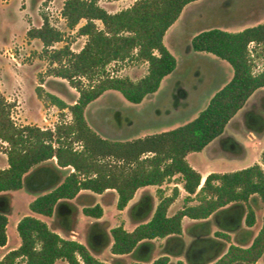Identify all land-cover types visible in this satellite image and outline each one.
Segmentation results:
<instances>
[{
  "label": "trees",
  "instance_id": "trees-1",
  "mask_svg": "<svg viewBox=\"0 0 264 264\" xmlns=\"http://www.w3.org/2000/svg\"><path fill=\"white\" fill-rule=\"evenodd\" d=\"M197 1L135 0L125 9L109 12L97 0H65L61 15L67 27L74 29L85 20L77 33L87 39L76 52L68 44L51 48L62 41L63 33L45 15L40 26L27 30V37L41 41L43 53L56 64L52 74L66 79L78 96L69 104L55 94H48L53 105L60 110L68 109L71 114V121L51 129L17 124L12 116L14 102L0 91V146L8 164L0 169V246L7 241L12 193L22 187L36 195L29 203V210L43 217L54 216V223L66 232L74 229L80 206L85 216L97 220L86 225V243H82L60 236L38 217L25 215L17 223L20 244L3 256L1 264H54L56 260L67 264H126L124 255L133 259L130 264H173L170 255H179L185 247L184 217L195 220L193 228L204 226L210 222L209 218L218 215L232 222L243 219L249 227L256 223V206L260 203L264 206V170L260 164L210 172L199 187L201 175L189 164L187 155L206 147L210 149L216 140L224 139V146L229 142L233 144L231 147L238 145L237 141H231H235L234 137L227 136V127L258 135L264 131V67L254 72L252 58L253 52L264 56V21L238 31L211 25L194 33L192 50L227 62L232 75L214 91L206 107L187 123L120 140L104 136L86 118L88 113L94 124L99 119L95 117L96 110L100 108L106 111L105 119L109 122L117 118L118 127L133 122L118 112L113 116V95L107 93L118 91L127 101L140 103L158 91L166 76L176 73L177 61L165 45L164 36L183 9ZM126 59L146 62V74L133 81L106 72L110 63ZM102 96H105L104 106L91 114L88 107ZM255 96H259V101L251 102V108H244ZM256 105L260 113L253 112ZM239 112L243 128L234 126ZM261 160L264 163V149ZM177 175L187 193L186 200L194 204L169 214L178 188L165 196L160 187ZM147 186L159 187V202L154 207L152 195L146 192L130 205L128 212L136 224L134 229L126 230L122 225L108 229L106 221L98 220L103 208L95 201L96 194L105 195L107 190H113L116 207L122 210L139 188ZM214 235L230 243L227 233L216 231ZM158 238L166 240L163 254L152 258L153 241ZM108 247L113 255L111 262L98 257ZM187 247L191 263L205 261L204 256L199 257L195 241ZM263 253L264 213L261 226L248 246L230 244L209 264L236 261L262 264L257 261ZM207 256V259L213 257L211 253ZM174 264L185 262L177 260Z\"/></svg>",
  "mask_w": 264,
  "mask_h": 264
},
{
  "label": "rangeland",
  "instance_id": "rangeland-1",
  "mask_svg": "<svg viewBox=\"0 0 264 264\" xmlns=\"http://www.w3.org/2000/svg\"><path fill=\"white\" fill-rule=\"evenodd\" d=\"M64 1L0 0V91L8 100L14 102L12 116L17 124H31L54 129L56 124L71 121L69 110H60L53 105L48 94H55L70 104L77 98L78 92L70 86L66 79L52 74L51 70L56 64H52L48 56L43 53L41 41L29 39L26 35L30 27L42 24V16L45 15L49 22L63 33L62 41L54 43L51 48L57 49L68 44L71 50L79 51L87 37L79 35L77 30L85 20L82 19L74 29L68 28L61 15ZM134 1L97 0L98 4L109 12L125 9L131 6ZM208 1L199 0L187 5L166 32L164 43L176 58L178 65L176 73L173 76H167L158 91L153 96L144 98L140 103L127 101L118 91L108 92L107 95H113L111 103L113 116H116L118 112L123 118L129 117L133 121L122 127H118L116 124L115 119L117 118L113 119V122L105 119L106 111L99 108L104 106L105 96L100 97L87 109L93 114V111L99 108L95 115L96 118L99 116V119L95 118L96 122L93 124L88 113L86 114L87 120L97 128L96 130L103 132L104 136L120 140L143 137L181 126L194 119L206 107L214 91L231 77L232 68L227 62L213 58L207 53L194 52L191 48V38L194 33L211 25H219L229 31H238L264 21V0ZM97 24L102 26L100 21H97ZM250 48L253 49L252 46ZM252 58L254 72L261 71L264 67V56L253 52ZM147 65L146 62L126 59L110 63L106 67V72L111 76L128 77L136 81L146 74ZM258 97L251 98L244 108H251L250 103L258 102ZM253 112L260 113L258 105ZM240 117L241 113L239 112L237 114L238 121L234 126L238 125L243 128ZM241 130H237L233 126L226 128L227 136H234L235 141H231L239 143L235 144V148L231 147L233 144L230 142L226 143V146H220L216 140L212 144L211 153L206 149L192 152L188 155V162L201 172L208 169L215 172H227L256 163L260 164L264 170V163L261 160L264 131L258 135L251 131ZM234 132L240 133L234 134ZM226 141L228 142V139ZM240 144L242 145L241 151H238L236 147ZM75 147L80 146L75 144ZM3 153L4 150L0 146V167L7 162ZM179 180L180 177L177 175L160 187L165 196L172 195L174 188H178V195L169 207V214L185 205L194 204V201L186 200L187 193ZM158 188V186L139 188L133 199L122 210L116 207L117 199L113 190H107L105 195L96 194V201L102 202L104 208L100 219L106 221L108 229L122 225L126 230L131 231L136 224L129 216L130 205L147 192L152 195L155 207L159 202ZM24 196H30L26 187L17 190L13 197V210L9 215L8 226L10 235L17 232L15 228L13 229L14 220L20 217L25 210H28ZM263 213L264 206L260 203L258 207L256 206V223L253 232L260 227ZM92 219H86L82 211L78 212L77 226L82 231H80L81 239L79 238L81 241H84L85 222ZM189 219L184 217L183 221L186 222ZM71 237L77 238L76 235ZM184 237L187 242L190 240L187 234H184ZM229 237L231 238V235ZM165 241L164 238L153 241L152 258L163 254ZM98 257L111 262L113 255L110 252V247ZM123 258L126 264L133 261L129 255H124ZM180 259L185 260L183 256H170V261L173 264ZM57 264L67 263L60 260Z\"/></svg>",
  "mask_w": 264,
  "mask_h": 264
},
{
  "label": "crops",
  "instance_id": "crops-1",
  "mask_svg": "<svg viewBox=\"0 0 264 264\" xmlns=\"http://www.w3.org/2000/svg\"><path fill=\"white\" fill-rule=\"evenodd\" d=\"M165 37H166V33H165L164 39H165ZM164 79L162 80L161 84L163 83ZM262 90L264 91V86L262 87ZM41 128H43V127H41ZM238 130H240V129H238ZM238 133H240V132H236V133L234 132V134H238ZM251 133H253V132H251ZM241 134H242V132H241ZM232 137H234V136H232ZM209 147H210V145H209ZM263 148H264V146H263ZM205 149L207 151H210V153H211L212 146H211L210 149L208 147H206L203 150H205ZM262 149H261V151H262ZM3 154H5V153H3ZM188 155H187V161H188ZM5 156H6V154H5ZM6 160H7V157H6ZM53 161L55 162V159ZM7 166H8V164L6 162V164H4L3 166H1L0 169L6 168ZM194 169H196V168H194ZM197 171L201 175V181H200V185H199V187H200L202 185V183H203L206 175L208 173H210V172H213V171L211 169H208V170H206L204 172H201L199 170H197ZM221 172H223V171H221ZM16 191H14L12 193V196H11V212L7 215L8 222H7V225H6L7 241H6L5 245L0 246V262H1L2 258H3V256L7 252H9L12 249L17 248L19 246V244H20V238H19L18 232H13V235H10L9 232H8L9 215L12 213V210H13L12 201H13V197H14ZM29 194H30V196H24L25 202H26V204L28 206V210H25L20 215V217H17L14 220L13 229L15 228L16 231H17V223H18V221H19L20 218H22L25 215H33L35 217H38V218L44 220L60 236H62L64 238H71V239H73L71 236L76 235L77 238L75 240H78V241H80L82 243H86V238H85V228H86V225L88 223H91V222L97 220V219L93 218L92 220H89V221H86L85 222L84 231H83V240L84 241H81L80 239H81V232L82 231H81V229L78 228L77 223L75 224V227H74L73 230H71L69 232H66V231H64V229L62 227H60L59 225H56L54 223V216H52V217H43V216H41L39 214L32 213L29 210V203H30V201L34 197H36V195L33 194V193H31V192H29ZM99 195H102V194H99ZM95 201H96V199H95ZM99 204L103 208L102 202H100ZM81 209H82V207L80 206L79 207V212L82 211ZM85 217H86V219L87 218H91V217H87V216H85ZM47 218L48 219L50 218L51 220H48ZM209 219H211L210 222H208L207 224L205 223L204 226L196 227V228H193L192 227L193 226V223L195 222V220L189 219L188 220L189 222L188 221L184 222L182 220V225H183L182 232H183V239L185 241V247H184L183 251L179 255H170V256H174V257H181V256H183V258H185V260L184 261L182 260V261L185 262V264H194V263H191L189 261V258L187 256V251H188V248H189L187 246H188V244L191 241H195V248L197 250H199V254H198L199 257L204 256L206 258L204 262H198L197 264H209L210 262H212V261L216 260L217 258H219L227 250V248H228V246L230 244H234V245L242 246V247L248 246L251 243L253 237L256 235V233L258 232V230L260 228V227H258L256 229V231L253 232V227H254L255 224L253 226L249 227V226H247L245 224V222H244L243 219H241L239 222H232L230 219L227 220V219H225V218H223V217H221L219 215L217 217H213V218H209ZM98 220H101V219L99 218ZM49 221H51V222H49ZM260 226H261V224H260ZM216 231H222V232L227 233L228 235H231L230 243H227L226 244L224 240H222V239H220L218 237H215L214 232H216ZM184 234H187L190 237V240L188 242L185 240ZM210 253L213 255V257L211 259H207V257H208L207 255H209ZM58 261H60V260H56L54 264H57ZM64 262H66V261H64ZM257 262L264 264V253L262 254V256L259 258V260ZM232 264H244V263L239 262V261H236V262H234Z\"/></svg>",
  "mask_w": 264,
  "mask_h": 264
},
{
  "label": "flooded vegetation",
  "instance_id": "flooded-vegetation-1",
  "mask_svg": "<svg viewBox=\"0 0 264 264\" xmlns=\"http://www.w3.org/2000/svg\"><path fill=\"white\" fill-rule=\"evenodd\" d=\"M223 140H224V139H223ZM223 140H219V141H218V145L223 146V145H224V142H225V141H223ZM238 151H241V148L238 147Z\"/></svg>",
  "mask_w": 264,
  "mask_h": 264
}]
</instances>
